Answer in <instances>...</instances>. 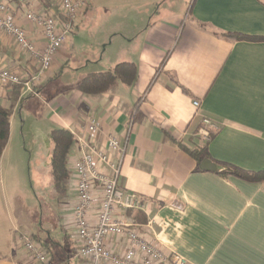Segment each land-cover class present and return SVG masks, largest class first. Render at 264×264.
Masks as SVG:
<instances>
[{"label":"crops","instance_id":"0c3cea01","mask_svg":"<svg viewBox=\"0 0 264 264\" xmlns=\"http://www.w3.org/2000/svg\"><path fill=\"white\" fill-rule=\"evenodd\" d=\"M86 1L74 35L35 90L39 97L44 87L59 86L47 96L43 125L83 135L86 123L96 119L98 142L110 135L123 141L121 187L144 200L146 222L137 223H148L151 231L138 232L165 253L185 264H264V182L216 175L214 163L198 166L178 147L202 146L215 132L207 147L212 161L247 172L264 170V0H191L188 7L179 0ZM9 3L17 24L38 51L44 49V39L25 13H57V6L52 0ZM82 27L95 33L96 48L104 46L106 55L101 68L88 61V70L78 74L70 70V49ZM223 34L256 40H225ZM118 63L136 66L132 86L117 84L95 96L77 90L87 74ZM0 66L25 80L38 69L37 60L2 33ZM30 96L22 86H0V108L11 113L0 158V264L21 263L22 238L39 240L16 210L13 180L17 156L21 160L15 148L20 112ZM204 119L216 130L204 128ZM72 161L68 157V168ZM60 199L64 261L80 264L66 226L76 199L67 182ZM41 243H51L45 250L53 264L54 248L60 245L52 239Z\"/></svg>","mask_w":264,"mask_h":264},{"label":"built area","instance_id":"2783aa9c","mask_svg":"<svg viewBox=\"0 0 264 264\" xmlns=\"http://www.w3.org/2000/svg\"><path fill=\"white\" fill-rule=\"evenodd\" d=\"M10 0H0V33L10 37L24 54L33 56L37 71L25 80L19 74L0 66V86H22L36 97V88L49 72L53 59L74 35L88 8L86 0H52L56 12L25 13L29 25L37 28L45 41L38 51L27 31L16 22ZM21 5L26 0H18ZM198 108L197 102L193 103ZM205 128L216 130L214 123L204 119ZM100 124L90 119L83 135L73 136L69 157L67 185L76 199L72 205L69 239L76 243L75 256L80 264H185L175 255L167 254L139 234L138 228L151 231L150 225L139 224L127 213H144V200L126 192L120 184L125 144L115 136L97 141ZM69 132V131H68ZM20 264H51L48 253L38 242L22 238Z\"/></svg>","mask_w":264,"mask_h":264},{"label":"rangeland","instance_id":"374dc122","mask_svg":"<svg viewBox=\"0 0 264 264\" xmlns=\"http://www.w3.org/2000/svg\"><path fill=\"white\" fill-rule=\"evenodd\" d=\"M190 1L179 0L178 3H185V6L188 7ZM89 24L86 23L84 26L88 27ZM94 34L89 28H80L77 39L70 49L71 71L78 74L87 71L88 68L85 66L88 61L97 63L100 68L103 66L106 55L103 54L105 47L96 48L97 42L94 40ZM102 54L103 59L99 62V57L100 55L102 57ZM58 87L46 86L40 92L39 97L30 96L23 101L20 119L24 124L22 123L17 130L15 140V148L17 152L19 151L21 160L17 156L19 170L15 171L13 180L17 196L16 210L21 214L24 225L39 239L38 243L52 239L60 245L54 248L53 264H74V262L64 261L66 252L62 249L60 234V222L63 214L60 210L61 199L57 191L54 190L51 176L52 144L50 130L46 128L49 125H43L46 105L49 101L47 96L54 93ZM62 204L64 203L62 202Z\"/></svg>","mask_w":264,"mask_h":264},{"label":"trees","instance_id":"16d2710c","mask_svg":"<svg viewBox=\"0 0 264 264\" xmlns=\"http://www.w3.org/2000/svg\"><path fill=\"white\" fill-rule=\"evenodd\" d=\"M200 28L204 29V26L201 25ZM220 37L225 40L233 41L256 40L254 38L244 37L237 34H223L220 35ZM135 81L136 66L133 63H118L109 71L87 74L79 82L77 90L86 96L102 95L108 93L117 84L132 86ZM174 83L177 84L176 82ZM182 91L186 93L184 89H182ZM10 117V111L0 108V158L8 142ZM215 134V132L209 133L208 142L202 146H195L191 149H188L178 144V147L191 159H193L198 164V166L205 160L214 163L217 167L216 171L214 172L216 175L222 177H235L252 183L264 182V170L261 172H247L229 164L212 161L208 154L207 147L209 141L213 139ZM49 135L52 144L50 169L53 186L54 190L57 191L60 196H63L65 195L66 182L69 178L67 160L72 150L73 136L70 134V132L62 129H53L50 131ZM127 215L136 222H146L145 216L139 212L127 213ZM64 242L66 248L69 249L70 246L66 236L64 237ZM50 244L51 243H41V245L46 250L49 249Z\"/></svg>","mask_w":264,"mask_h":264},{"label":"water","instance_id":"95a60500","mask_svg":"<svg viewBox=\"0 0 264 264\" xmlns=\"http://www.w3.org/2000/svg\"><path fill=\"white\" fill-rule=\"evenodd\" d=\"M205 161H208V160H205ZM202 163H204V161H203ZM202 163H201V164H202ZM201 164H200V165H201ZM214 166H215V171H216L217 167H216V165H214ZM215 171H214V172H215Z\"/></svg>","mask_w":264,"mask_h":264}]
</instances>
